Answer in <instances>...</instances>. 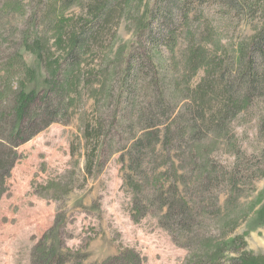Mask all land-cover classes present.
I'll return each mask as SVG.
<instances>
[{"label": "trees", "instance_id": "trees-1", "mask_svg": "<svg viewBox=\"0 0 264 264\" xmlns=\"http://www.w3.org/2000/svg\"><path fill=\"white\" fill-rule=\"evenodd\" d=\"M74 1L38 0L34 8L41 12L44 29L37 31L30 13L33 25L21 33L18 47L29 51L38 67L44 65V73L27 67L30 82H0V198L21 157L18 146L52 123H68L86 88L104 74L107 82L99 86L102 102L97 100L83 121L85 174L94 165L99 171L101 157L119 153L123 183L131 190L132 219L156 215L173 241L188 250L180 264H264L247 249L244 236L234 233L238 218L233 213L240 180L264 175V0H151L135 40L124 47L113 68L103 66L97 73L85 68V56L92 50L102 53L103 39L109 37L118 16L139 0H87L86 18H62ZM207 6L249 26L253 33L248 41H238L230 53L212 38ZM189 11L193 20L187 17ZM54 27V34H49ZM179 37L187 44L180 61L182 75L173 78L163 64L161 48L168 43L171 47ZM57 47L62 49L58 55L52 51ZM171 55L168 64L174 72L177 65ZM110 75H118L119 82L114 78L108 82ZM242 114L258 117L260 149L248 154L233 145L234 163L220 166L200 141L211 132H222L232 145L230 123ZM116 138L121 141L114 147ZM157 146L165 148L167 171L162 178L149 163ZM169 148L182 150L180 168L170 165ZM143 181H149L151 188L145 189ZM55 182L47 181L39 190ZM220 185L227 188L226 207L219 203ZM210 219L214 227L205 223ZM68 234L65 216L58 214L34 245L31 264H86L84 245L68 248ZM142 262L133 248L120 247L90 264Z\"/></svg>", "mask_w": 264, "mask_h": 264}, {"label": "rangeland", "instance_id": "rangeland-1", "mask_svg": "<svg viewBox=\"0 0 264 264\" xmlns=\"http://www.w3.org/2000/svg\"><path fill=\"white\" fill-rule=\"evenodd\" d=\"M86 1L75 0L63 12L62 18H86ZM149 2L151 0H139L132 4L131 9L129 6L124 9L116 19L109 37L103 39L102 53L99 55L92 50L85 56V68L88 71L94 69L97 73L103 66L113 68L111 65L122 55L124 47L135 40L137 29L142 25L139 20ZM37 3L38 0H0V48H5L0 51V82H30L25 73L27 67L36 68L37 74L44 73V65L38 67L34 56L23 47H18L21 33L26 27L33 25L30 13H34L37 31L44 29L39 23L41 12L34 8ZM215 8L207 6L204 9L214 28L212 38L219 39L231 53L232 46L240 40L248 41L253 31L249 26L238 24ZM187 17L193 20V12L189 11ZM54 29L55 27L51 28L48 33L54 34ZM70 31L71 29H66V33ZM186 44L185 39L179 37L171 47L168 43L161 48L163 64L173 78L182 75L183 66L180 61ZM202 44L211 48L207 41ZM61 50L58 47L52 49L57 55ZM13 54L15 58L11 57ZM170 55L177 65L174 72L168 64ZM113 78L119 82L118 75H110L108 82ZM105 79L104 74H101L93 81L94 86L86 88L82 102L73 110L68 123H52L18 146L17 151L21 157L12 167L5 182L6 191L0 198V264H31L34 245L54 224L58 214L65 216L66 232L70 235L65 240L66 246L75 249L80 244L84 245L82 249L86 253V264L99 263L118 252L120 247L137 251L143 258L142 264H180L184 261L188 250L173 241L156 215L148 213L138 220L132 219L131 190L123 183L119 153L101 157L99 171H96L94 165L92 172L85 174L83 121L95 108V102H102L103 94L99 86L101 82H107ZM92 87L95 89H90ZM257 119L256 114H242L230 123L229 135L234 141L232 145L226 142L222 132L209 133L200 141L204 152L209 153L217 164L228 168L234 163L233 145L239 146L248 154L257 153L261 146ZM120 141V138H116L114 147ZM72 148L75 150L73 154ZM169 149L170 165L180 168L178 158L183 156L182 150L180 153L173 148ZM164 154L165 148L157 146L155 157L149 159L160 178L165 177L167 171L166 166H163ZM50 180L57 182L48 189L39 190V186ZM142 184L145 189L151 188L149 181H143ZM34 187H37V191ZM239 189L241 194L237 197L236 210L233 212L238 218L234 233L243 235L247 249L262 260L264 175L254 179H241ZM226 192V186L217 187L219 203L225 207ZM205 223L215 226L211 219Z\"/></svg>", "mask_w": 264, "mask_h": 264}]
</instances>
